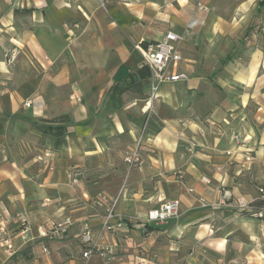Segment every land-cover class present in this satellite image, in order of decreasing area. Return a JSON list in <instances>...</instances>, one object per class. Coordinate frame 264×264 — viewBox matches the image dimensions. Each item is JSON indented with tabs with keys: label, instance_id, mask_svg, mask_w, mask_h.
Masks as SVG:
<instances>
[{
	"label": "crops",
	"instance_id": "obj_1",
	"mask_svg": "<svg viewBox=\"0 0 264 264\" xmlns=\"http://www.w3.org/2000/svg\"><path fill=\"white\" fill-rule=\"evenodd\" d=\"M263 14L264 0H0V216L13 232L16 213L31 226L26 243L12 238L13 254L0 244V264H174L198 239L211 262L257 243L264 264V219L254 218L264 212V126L238 130L235 107L262 101L249 112L264 117ZM168 30L181 36L173 70L187 76L159 84L141 162L129 167L151 74L136 44ZM138 68L145 75L126 78ZM99 192L119 195L113 229L100 235L106 205L90 207ZM170 199L178 218L145 222L148 209ZM66 215L73 221L64 236L37 235L38 225ZM86 223L89 244L110 254L82 256Z\"/></svg>",
	"mask_w": 264,
	"mask_h": 264
},
{
	"label": "built area",
	"instance_id": "obj_2",
	"mask_svg": "<svg viewBox=\"0 0 264 264\" xmlns=\"http://www.w3.org/2000/svg\"><path fill=\"white\" fill-rule=\"evenodd\" d=\"M101 5L104 6L106 0H98ZM200 9L206 11L207 8L199 6ZM181 40V36L174 31L168 30L164 33L163 37L157 41L147 42L142 45L141 42L136 44V48L142 56L143 63L146 64L150 69V81L148 84V89L145 98V108L147 111V116L143 125L140 128L139 136L136 140L135 149L127 154L124 158L129 167L135 166L140 162L139 151L144 148L143 146V135L146 130L147 124L146 120L150 116L153 107V101L157 97V88L160 83L164 81H177L186 78V73L182 71L173 70V65L177 64L181 55L179 53L178 43ZM18 53V49L14 48L7 55L8 62H12ZM26 104H29L28 102ZM240 139V136L237 137ZM247 147V146H246ZM252 156L249 151H247L246 160H251ZM261 181L257 186L258 198L264 202V158L261 160ZM81 175L77 168L72 167L69 171V179L71 182H76ZM204 181L207 183L206 179ZM119 199V195L114 197H109L105 193H97L90 201V207L104 206L106 205V219L101 227L102 234L103 231L113 229V226L108 222L109 217L113 215L114 208ZM108 204V205H107ZM237 206L246 207L247 203L242 199L237 200ZM178 211V201L176 199H171L163 201L160 205L149 209L146 212L145 222L146 223H161L176 215ZM259 216L262 212H257ZM11 219L16 220L18 229L12 231L9 228L10 217L6 212H2L0 216V244L4 248L7 254L11 255L15 252V246L12 243V238L17 236L22 243L29 241V230L30 222L27 216L23 213H16ZM72 217L70 215L64 216L61 220L57 222H50L48 225H38L36 227L37 235L41 238H54L62 237L66 234L69 226L72 224ZM81 239L82 242L88 246L83 250L82 256L88 259L93 253H99L100 255L110 254L111 248L105 245H99L97 242H92L91 244V230L89 224H84L82 228ZM43 252L47 251L45 246L42 247Z\"/></svg>",
	"mask_w": 264,
	"mask_h": 264
},
{
	"label": "rangeland",
	"instance_id": "obj_3",
	"mask_svg": "<svg viewBox=\"0 0 264 264\" xmlns=\"http://www.w3.org/2000/svg\"><path fill=\"white\" fill-rule=\"evenodd\" d=\"M258 28L260 30L264 31V14H263V16H262V18L260 20ZM261 104H263L262 101L255 100L253 102H251V101H244V102L240 101L239 103H237L235 105V107L239 108V109H236V110H238V114H241L239 119L237 120V122H238V127H237L238 130H240L241 127L244 124H247V125L251 126L253 130L256 131V134H258V131L263 132V126H264L263 120H264V117L261 116V115H255V114H252V113L249 112V111H254ZM246 108H250V110H246ZM243 110L247 111L245 115H243L241 113V111L243 112ZM257 110H258V108L256 109V111ZM237 135L239 136L238 132H237ZM238 136H236V137H238ZM140 162H141V160H140ZM139 163H137V164H139ZM78 181H79V179H78ZM78 181L72 182V183H77ZM163 201H167V200H162L159 203V205ZM230 202H231V204H230L231 207L234 206L233 200H231ZM235 204H237V200H236ZM255 205L256 206H260L261 204L256 203ZM256 206H255V208H256ZM105 212H106V208H105ZM106 214H107V212H106ZM106 214H105V219H106ZM179 216H180V211H179V202H178V211H177L176 215L173 216V217H170L167 220H172V219L178 218ZM145 217H146V213H145ZM145 217H144V220H145ZM254 218L264 219V212H262L261 216H259L257 214V212H255ZM201 242L202 241L198 239L197 242L192 245V248H191L192 253L189 256L191 258L190 261H189V257H188V259L184 258L183 254H179V251H178V253L173 256L174 264H247L248 261H249L250 264H260L261 262L263 264V261H262L263 259H261L263 256L258 251V248H257L258 244L257 243H256V246H254V244L252 246L249 245V247L248 246H244L243 249L240 248V247H237V248L233 247L232 251L228 250L226 253L223 252L224 253L223 258H221V260L218 259V261H220V262H218L216 259H215L216 261H212L211 262L207 257H212L213 258V256H215V255L212 254L213 253L212 251L204 250V248H202V246H201L202 245ZM259 250L264 253V248L262 246L259 247Z\"/></svg>",
	"mask_w": 264,
	"mask_h": 264
},
{
	"label": "trees",
	"instance_id": "obj_4",
	"mask_svg": "<svg viewBox=\"0 0 264 264\" xmlns=\"http://www.w3.org/2000/svg\"><path fill=\"white\" fill-rule=\"evenodd\" d=\"M146 43H147V42H145V41H141V44H142V45H145ZM140 71H142V73H143L142 68H138L137 70H135V71H133V72H130L126 78L128 79L129 77H131V76L134 75L135 73H139ZM143 74L145 75V72H144ZM126 78H125V79H126Z\"/></svg>",
	"mask_w": 264,
	"mask_h": 264
}]
</instances>
